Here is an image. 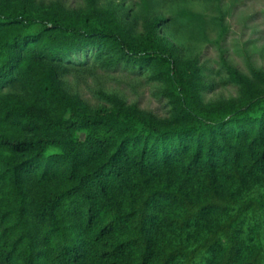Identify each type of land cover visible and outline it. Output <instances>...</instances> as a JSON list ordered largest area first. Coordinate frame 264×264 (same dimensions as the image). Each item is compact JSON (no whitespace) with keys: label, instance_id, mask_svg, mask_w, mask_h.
<instances>
[{"label":"trees","instance_id":"trees-1","mask_svg":"<svg viewBox=\"0 0 264 264\" xmlns=\"http://www.w3.org/2000/svg\"><path fill=\"white\" fill-rule=\"evenodd\" d=\"M165 23L134 44L89 17L0 8V264H264V88L201 106ZM89 50L165 82L173 114L67 93Z\"/></svg>","mask_w":264,"mask_h":264},{"label":"rangeland","instance_id":"rangeland-1","mask_svg":"<svg viewBox=\"0 0 264 264\" xmlns=\"http://www.w3.org/2000/svg\"><path fill=\"white\" fill-rule=\"evenodd\" d=\"M13 6L110 23L134 44L145 39L148 20L164 18L166 27L159 35L172 46L192 93L206 108L229 106L250 90L264 88V0H0L2 9ZM93 51L70 56L74 67L60 76L67 93L91 108L106 105L105 95L156 119L173 114L165 82L137 67L99 66L91 58ZM82 61L88 63L76 65ZM228 67L245 79L246 90L231 81ZM169 178L177 182L173 175Z\"/></svg>","mask_w":264,"mask_h":264}]
</instances>
